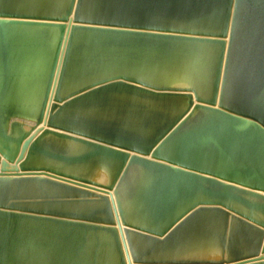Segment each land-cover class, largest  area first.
I'll use <instances>...</instances> for the list:
<instances>
[{"label":"water","instance_id":"1","mask_svg":"<svg viewBox=\"0 0 264 264\" xmlns=\"http://www.w3.org/2000/svg\"><path fill=\"white\" fill-rule=\"evenodd\" d=\"M0 264H264V0H0Z\"/></svg>","mask_w":264,"mask_h":264},{"label":"bare ground","instance_id":"2","mask_svg":"<svg viewBox=\"0 0 264 264\" xmlns=\"http://www.w3.org/2000/svg\"><path fill=\"white\" fill-rule=\"evenodd\" d=\"M158 107H164V105H162V104H160V105H158ZM144 109V108H143ZM132 115L134 116V117H138V115L141 117L142 116V113H140L139 112V110H138V106H136V105H134L133 104V107H132ZM166 110H169V109H166ZM171 112L173 111V110H170ZM168 112L169 111H165V112H163L162 114H164V113H166V114H168ZM143 116L145 117V115L143 114Z\"/></svg>","mask_w":264,"mask_h":264}]
</instances>
